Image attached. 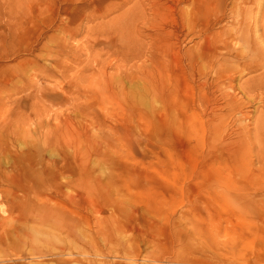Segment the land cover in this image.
<instances>
[{
	"label": "rangeland",
	"instance_id": "374dc122",
	"mask_svg": "<svg viewBox=\"0 0 264 264\" xmlns=\"http://www.w3.org/2000/svg\"><path fill=\"white\" fill-rule=\"evenodd\" d=\"M242 10L246 13L240 25ZM263 10L264 0H0V74H15L12 84H0V179L13 161L23 166L38 161L33 155L30 160L18 157L35 144H40L49 163L58 159L61 150L68 151V134L57 136L54 131L59 119L68 116L69 125L62 123V130L77 131L73 134L83 165L91 172V176L82 172L81 191L91 182L94 193L91 201H83L76 236H68L49 223L39 222L29 211L36 202L41 204L43 193L36 199L30 194L29 201V195L22 196L15 185L0 181V263L132 264L138 253H150L161 258L154 264H172L163 258L172 259L178 241L188 235L199 249L194 254L216 251V244L225 243L235 250L224 252L226 256L220 254L222 259H232L235 264H264V157L258 162L252 153L243 159L247 163L243 161L240 169L203 172V155L196 153L198 148L190 151V160L176 154L174 117L163 126L143 114L150 117L158 107L145 91V84L137 80L126 83L134 109L125 101L119 107L112 97L105 101L106 97L98 96L96 103L77 95L96 77L86 64L88 59L106 57L119 37L133 44L137 52L144 49L148 38L138 31L144 29V21L146 31L159 43H169L171 36L164 29L176 26L180 30L178 48L186 59L204 44V36L214 43L231 33L235 36L231 54L227 51L225 57L235 66L232 51L250 46L256 15ZM149 24L156 30L147 27ZM65 27L75 30L71 37ZM110 40L113 43L107 46ZM63 43L78 59L67 46H61ZM164 57V65L171 71V55ZM110 58L115 62V56ZM142 60L134 61L139 65ZM108 72L114 77L119 73L118 68ZM250 75L236 73V87ZM225 90L232 92L228 87ZM234 92L248 103L255 118L262 108L259 99L250 93L244 95L239 88ZM76 106L85 109L80 112ZM227 119L221 122L215 142L231 121ZM184 132L189 134L186 128ZM44 138L49 145H41ZM95 139L99 141L97 149ZM207 139H203L204 146ZM189 142L196 141L190 137ZM207 172L210 176L205 181ZM66 190L72 191L71 186ZM47 198L42 202L61 207L57 200ZM194 208L200 211L196 213ZM131 210L133 227L125 222ZM144 216L168 233L152 242L143 230L135 228H143ZM147 260L139 259L137 264L152 263Z\"/></svg>",
	"mask_w": 264,
	"mask_h": 264
},
{
	"label": "bare ground",
	"instance_id": "6f19581e",
	"mask_svg": "<svg viewBox=\"0 0 264 264\" xmlns=\"http://www.w3.org/2000/svg\"><path fill=\"white\" fill-rule=\"evenodd\" d=\"M155 3L156 1L153 2V5ZM245 13L244 10L239 13L240 25H242V18H244ZM146 24L147 22L144 21L142 23L144 29H138L148 38L141 52H137L133 44L118 36L119 39L116 43H113L112 40L106 43L107 46L111 41L115 44V48L110 54L106 57L96 56L88 59L86 64L88 63L92 68V75L96 77L94 81H88L86 86L81 88L82 90H76L78 98L83 96L86 100H95L98 103V96L106 97L105 101L112 97L118 100L116 102L119 107L122 108L124 106L123 101H125L126 104L130 103V107L134 109L136 106L128 98L126 83L130 84L137 80L147 86L145 91L158 104L150 117L143 113L145 117L154 119L157 121L156 123L163 126L167 123L166 120L174 117L176 126L173 129V144L176 154L181 158L190 160L189 153L193 151V148H198L196 153L203 155V162H201L203 172L204 169H214L213 172L222 168L240 169V164L243 161L247 163V160L243 159H247V155L252 153L258 162L262 161L264 139H262L260 132L263 130L261 133H264V10L256 15L255 38L251 41L250 46L245 45L232 51V57L236 59L235 66L228 61L229 58L225 57L227 51H229L228 54H231L229 48L232 46L231 40L235 37H231V33H228L226 38L216 40L214 43L209 36H204V44L198 47L195 53L192 51L186 59L178 48L180 30L176 26H172L171 30L164 29L165 34H170L171 41L168 43L163 40L159 43L157 39H154L155 35L152 32L146 31ZM147 27L156 30V27H152L150 24ZM66 30L69 37L75 31L71 28H66ZM200 32L205 33V30L201 29ZM229 36L231 38L227 39ZM242 37L243 39L246 38L245 36ZM61 46L69 48L64 43ZM69 50H71L73 57L78 59L76 53L72 52V48ZM166 54L171 55L172 58V62L169 63L171 71H168L169 68L167 69L162 60ZM111 55L116 57L115 62L111 61ZM135 59L143 60L138 65L135 63ZM146 61H149V64H146ZM110 68H118L119 73L117 72L116 77L108 72ZM236 73L251 75L236 87L234 84ZM45 76L49 77L50 74L46 73ZM14 79L15 74L12 71H5L0 74L2 86L12 84ZM226 87L230 88L232 92L226 91ZM236 88L242 90L244 95L250 93L259 99L262 108L257 110L259 113L255 118L247 108L248 103L234 92ZM76 107L80 112L85 109L82 106ZM111 112L112 110L108 112L110 116ZM39 114L41 113L39 112ZM226 118L231 121L228 126L226 125L221 130L223 133H219V139L215 142L213 138L217 137V130ZM42 122L44 123V120L39 119L40 125H43ZM48 122L45 120L46 125ZM69 122L70 117L64 116L54 125L57 136H66L65 133H67L70 137L71 145L68 151L61 150L58 159L49 163L44 160L41 154L40 144H35L31 150L24 151L18 157L23 160H30L33 155L39 160L32 161V164L27 166L13 161L0 181L15 185L22 192V196L29 195L27 196L30 198L29 201L31 200L30 194L33 199L44 194L45 197H48L47 199L57 200L61 203L59 208H52L47 205V202H42L44 197L41 199V204L36 202L34 207H29V211L34 214L35 219L39 222L49 223L59 232L68 236H76L78 215L82 209L83 201H91L94 193L91 182L86 183L84 192L81 191L80 177L82 172H87L88 176H91V172L87 171L86 166L83 165V155L77 137L73 134L77 131L71 129L64 132L62 130V123L69 125ZM185 128L189 133L188 135L184 132ZM39 130L41 132V129ZM251 130H253V135ZM190 137L195 139V144L191 145ZM205 137L208 138L207 146L203 145ZM46 143L49 141L44 138L41 145L50 144ZM93 145L97 149L99 141L93 140ZM249 162L248 160V164ZM34 166L37 168H33ZM209 176V172H207L203 180L208 181ZM69 186H71L72 191L68 192L66 188ZM9 194L12 198L11 191ZM65 209H68L71 217L66 214ZM197 210L194 208L196 213L200 211ZM133 215L134 212L131 210L125 221L129 225L131 224V227H133ZM142 224L143 228L141 226L135 228L139 231L143 230L142 233L152 242L160 234L168 233V231L160 229V225L146 216L143 217ZM182 238L174 249V257L172 259L163 258V260H168L172 264H235L232 259L224 260L219 257L220 254L226 256L224 252H233L235 249L232 244L226 245L224 243L221 246L216 244V251L194 254L193 252L199 251V249L192 245L193 238L188 235ZM234 243L237 247L236 242ZM157 247H160V244ZM97 254L102 256V252ZM139 259L146 261L149 259L151 264L161 260L159 255L138 253L132 257V264H137Z\"/></svg>",
	"mask_w": 264,
	"mask_h": 264
}]
</instances>
